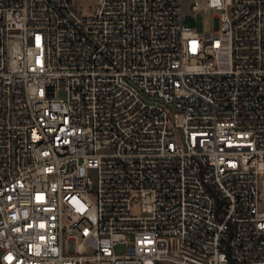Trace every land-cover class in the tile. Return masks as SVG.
I'll list each match as a JSON object with an SVG mask.
<instances>
[{
	"label": "built area",
	"instance_id": "1",
	"mask_svg": "<svg viewBox=\"0 0 264 264\" xmlns=\"http://www.w3.org/2000/svg\"><path fill=\"white\" fill-rule=\"evenodd\" d=\"M206 7L0 0V264H264V0Z\"/></svg>",
	"mask_w": 264,
	"mask_h": 264
},
{
	"label": "rangeland",
	"instance_id": "2",
	"mask_svg": "<svg viewBox=\"0 0 264 264\" xmlns=\"http://www.w3.org/2000/svg\"><path fill=\"white\" fill-rule=\"evenodd\" d=\"M73 7L82 16H92L97 7V0H70ZM196 2L199 6L198 11H192L191 5ZM182 14L185 23L199 36L213 35V17L219 14L213 8L206 7V0H182ZM260 197L264 198V176L259 181ZM132 214L141 215L139 204L132 205Z\"/></svg>",
	"mask_w": 264,
	"mask_h": 264
}]
</instances>
